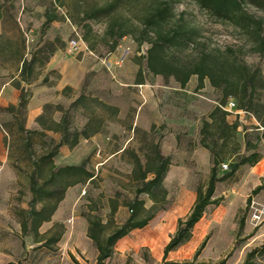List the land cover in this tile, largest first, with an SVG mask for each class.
<instances>
[{
	"label": "rangeland",
	"instance_id": "obj_1",
	"mask_svg": "<svg viewBox=\"0 0 264 264\" xmlns=\"http://www.w3.org/2000/svg\"><path fill=\"white\" fill-rule=\"evenodd\" d=\"M168 1L173 8L174 20L182 18L186 25L193 28L191 47L217 57V64L221 68V71L216 72L217 75H224L232 81V86L225 89L232 90L233 94L224 100L221 107L224 109L226 102L232 99L236 103L235 109H224L227 112L225 123L219 122L217 118L211 119L209 114L222 102L225 83L213 86L206 77L201 87H198L197 76L191 75L187 88L192 92L189 94V99L192 100L184 98L186 107L183 111L175 109L174 105L167 106L158 102L156 122L161 131L135 133L136 136L125 143L124 150L104 165L97 167L92 164L89 159L92 153H88L82 146H76L71 153H68V149L59 151L58 147L52 158L55 166L63 162L79 163L87 156L88 167L95 173L97 170V175L93 183L80 186L79 194L66 214H62L58 220L51 217L49 221L43 222L38 228L39 235H35L31 231L23 234L20 226L32 197L28 177L33 161L52 151L54 144L65 132L62 126L57 131L47 127L54 126V120L65 113L67 139L70 142L74 134L86 124H90L92 128H105L108 122H117V113L112 114L110 109L95 102L85 101L82 106L72 105L75 94L71 88L65 89L68 86L61 89V96L55 97V103L43 105L42 113L29 124L25 110L18 115L14 106L1 108L0 126L6 131L4 143L9 164L16 175L11 183L8 182L6 189L0 192L1 199L9 204L0 207V264H97L96 248L81 231V224L75 223V215H81L85 221L87 216L96 215L106 222L111 205L115 204L120 209L119 213L115 212L113 215L115 224L125 218L129 214L126 204L133 199L135 188L140 183L136 177L141 169L138 168L136 159L142 168L148 170L156 164L157 151L168 157L169 164L162 182L165 194H159L161 202L157 206H169L182 196L187 201L189 191H195L199 187L204 190L206 186L212 154L202 146V139L218 155V176L229 172L231 161L237 160L241 154L250 153L252 145L258 147L260 154L264 153V8L250 2L244 3V10L255 22L242 25L216 21L193 0ZM152 2L154 0H8L7 6L11 7L16 24L7 19V15L2 23L9 31L10 40L16 39L15 26L23 31L26 58L35 53L38 58L44 59L52 53L41 66L39 59L37 60L34 82L48 85L58 82L61 77L58 70L47 68V62L56 53L58 62L69 72L71 81L81 80L77 93L83 92L88 97L101 98V102H107L109 104H105L112 107L115 106L110 105L111 101L120 104L116 95L122 93L130 98L133 106L142 95L141 85H136L135 82L147 70L144 56L149 45H138L133 35H125L118 40L119 47L109 51L114 37L108 34L107 26L114 19L117 26L122 24L123 28L139 34L143 13ZM111 3L115 5L109 15L97 11ZM45 11L57 16V19L46 26L43 25ZM91 12H98L97 17L85 18ZM30 29L32 32H29ZM77 35L81 38L79 49L68 53L67 43ZM85 36L88 41L82 39ZM125 48L128 50L125 51ZM122 54L124 61L118 66H112ZM0 56L14 57L13 48L8 53L0 52ZM173 58L184 60L187 56L179 53ZM246 79H252V85L243 94L240 87ZM162 80L168 86L164 90H171L176 86L173 77H163ZM23 85L31 95L30 87ZM163 88H156L159 97ZM241 104L244 107H239ZM195 106L201 107L199 134L197 128L191 129L190 136L185 135L186 133L183 136L177 135L178 131L181 134L180 129L186 130L188 122L197 114ZM211 107L213 109L209 112ZM188 108L190 111H187ZM131 119L132 110L128 109L123 121L128 123ZM178 119H181L180 129L175 125ZM205 120L209 122L206 126ZM20 124L30 132L21 130ZM231 124H235L236 129ZM169 132L176 135V143L163 138ZM117 140L116 133L109 134V142L114 143V149L118 147ZM200 146L201 154L195 150ZM186 150L194 152L187 156ZM222 163L227 164L226 169L222 168ZM250 167L249 163H244L232 175L217 181L213 197L218 202L207 206L202 221L193 229L192 237L170 253L164 262L243 264L246 258L249 264H264V250L260 249L264 244V224L254 227L249 214L252 200L259 203L264 201V178L256 177ZM47 174L45 166L42 175ZM41 183L42 179L38 181L39 185ZM46 188L57 189L52 184H48ZM82 190L85 191L84 194ZM39 207L40 204H37V208ZM60 229V238L57 241L50 240ZM110 229L111 226L107 232ZM203 229H207V235L201 239ZM136 239L131 235L121 239L105 264L163 262L161 257H153L148 247H135ZM155 244L160 246L161 242L156 240ZM254 249L256 250L253 251ZM250 252L252 254L247 256Z\"/></svg>",
	"mask_w": 264,
	"mask_h": 264
},
{
	"label": "trees",
	"instance_id": "obj_2",
	"mask_svg": "<svg viewBox=\"0 0 264 264\" xmlns=\"http://www.w3.org/2000/svg\"><path fill=\"white\" fill-rule=\"evenodd\" d=\"M202 10L214 18L218 22L230 21L235 24L251 25L255 21L244 10V3H253L256 6L264 8V0H193ZM8 0H2L0 2V18L11 20L16 24V20L11 12V7L7 6ZM114 3L108 4L98 8V12L109 15L114 9ZM98 12H91L85 16V18H95ZM45 20L43 25L46 26L53 20L57 19L56 15H50L48 11H45ZM114 20V19H113ZM111 20L107 26V32L110 36L114 37L113 43L109 46V51L114 50L118 46V40L125 35H133L134 40L138 45L147 43L149 46L146 49L145 67L152 74L162 75L164 78L173 77V79L181 86L184 87L191 75H196L198 80V87H201L204 78H208L211 85L219 86L220 83H225L223 87V99L222 102L209 114V117L214 120L218 119L219 122L225 123L224 117L227 112L222 109L224 100L231 94L232 90L225 89L232 86V81L224 75H217V71H221L217 64V57L213 56L209 52H204L192 48L194 38V30L183 22L182 18L174 20V12L171 3L168 0H154L151 5L143 13L141 24L142 28L139 34L133 32L131 29L123 28L122 24L117 26L115 20ZM244 22V23H242ZM121 25V26H120ZM17 29V36L15 40L4 39L0 34V52H9L13 48L14 57L21 59V67L19 71V79L14 81V85L19 88V99L17 106L15 107L16 114L20 115L24 111L27 101L30 97V92L21 83L28 84L33 81L36 76L34 71L39 59L40 65L44 64L50 55H46V58H38L35 53H32L29 58L24 56L25 54V38L23 32L19 26H15ZM88 41L87 37L82 38ZM51 51V50H49ZM195 51V52H194ZM50 53V52H49ZM185 53L187 58L184 60L174 59L175 54ZM252 85V79H246L241 84V91L246 93L248 86ZM65 89H70L66 87ZM85 101L95 102V104L102 106L103 108L110 109L112 114L117 113V108L109 106L104 102H101L95 97H88L83 92H80L73 101L72 105H84ZM48 106V105H46ZM12 107V106H11ZM239 107H244L241 104ZM248 112V110H245ZM65 114V113H64ZM62 115L59 122H53L54 126H49L47 129L60 130V126L64 134L61 139L54 144V149L48 152L46 155L41 156L39 159L33 161V168L29 175V185L31 192V199L29 201V208L25 213V216L20 221V226L23 234L31 231L35 235H39L38 228L43 222H47L51 219L54 211L57 208L59 201L63 198L64 192L67 187L77 183H85L92 177V172L86 167L85 162L79 164L55 166L52 162V158L55 155L58 147L61 144L67 143L73 146L77 142L78 135L88 137L96 132L99 127H90V124H86L80 131L74 134V137L70 142L67 139L68 130L66 116ZM220 114L222 117L220 118ZM207 120L204 121V125H208ZM232 128L236 129L235 124H231ZM204 128V127H203ZM20 129L26 132H30L24 128L23 124H20ZM202 146L208 148L212 154V166L210 168L208 181L204 190L200 187L196 189V199L184 218H179L177 222V228L175 232L170 236L169 241L166 243L163 250V262L159 264H193L188 261L183 262H164L166 255L169 251L176 249L183 243L189 240L192 234V229L197 221L203 216L206 208L210 204L217 203V198L213 197L215 186L217 181L224 176L232 175L240 165L249 163L255 164L261 157L256 145H252V151L248 154H241V156L230 163V170L224 176L217 175V166L219 164V158L214 153L212 148L201 140ZM138 168L141 169L137 180L140 182L135 188V195L133 199L126 205L129 209V215L126 220L121 224H115L113 215L116 211V205H111L109 217L105 223L101 218L96 215L87 216L88 228L87 236L92 239L96 249V263L105 264V260L109 258L114 249L116 241L126 235L134 228H141L147 224V222L155 215V213L163 206H157L161 202L159 194H165V189L162 186V182L169 164L167 156L157 151L156 164L151 169L142 168L139 160L136 159ZM47 166L48 174L42 175L43 167ZM152 174V177L148 178L147 174ZM42 179V183L39 185L38 181ZM48 184L54 185L57 189L46 188ZM260 187V186H259ZM157 189H159L157 191ZM147 194L148 197L154 202V204L146 208L144 202L139 198L141 194ZM37 204L40 207L37 208ZM109 226L111 229L107 232ZM62 230L60 229L55 236L50 238L52 241H57L60 238ZM264 250V244L260 247ZM254 249L253 251H255ZM252 251V252H253ZM198 252V251H197ZM196 252V253H197ZM250 252L247 256L252 254ZM204 264V263H196ZM215 264H223L218 262ZM243 264H249L245 258Z\"/></svg>",
	"mask_w": 264,
	"mask_h": 264
},
{
	"label": "crops",
	"instance_id": "obj_3",
	"mask_svg": "<svg viewBox=\"0 0 264 264\" xmlns=\"http://www.w3.org/2000/svg\"><path fill=\"white\" fill-rule=\"evenodd\" d=\"M42 13H44V11ZM43 17L45 18V15H43ZM2 22L3 20L0 18V34L2 35L4 39H8L10 37L9 31H7L4 28ZM15 30L17 32V29ZM29 32H32V30L30 29ZM26 55L27 54L25 53L24 56L27 57ZM8 58H11V59H8ZM21 63H22L21 59H18V58L16 59L15 57H9V56H0V117H1V108H5L7 106H14V107L17 106L20 91H19V88H17L14 85V80L17 78L19 79L18 75H19ZM61 65L62 64L58 62V59L56 58V53L52 55L49 61L47 62L48 69H57L61 75L57 83L48 85L46 83H40V82L36 83L33 80L30 83L25 84V86L30 87V91H31V95L24 109L28 124L33 122L34 119L42 113L43 105H48L49 103L54 102L56 96L57 97L61 96L62 88H65L66 86H68L69 88L73 90L75 94V96L73 95L74 96L73 100H75V98L80 93V92L77 93L76 90L78 89L81 83V80H77L75 82L71 81L72 78L69 77V72L65 71L63 65L62 66ZM145 71L146 72H143L142 75H139L138 80L135 82L136 85H141L140 92L142 93L141 97L139 96V98H137V101H136L137 103H133V106H132L130 104L131 102L130 98H128L126 94H122V93L116 95L118 99L120 100V104L114 101L110 102V105H113L117 107L118 109L117 116L115 119L117 122H108L105 128L103 127L99 128L96 132H94L88 137H84L81 135L77 139L76 144L70 148L68 146V142L63 143L60 145L59 151L68 149L67 150L68 153H71L72 151H74L76 146L78 145L82 146L83 148H85L86 151H89L88 153H92L91 157H89V159L92 161V164H96L97 167L102 166L104 165L106 161H109L112 157L122 152L124 150L125 143L133 139V137L136 136L135 133H156L158 131H161V128H159V125H157V122H156L157 113H158V109H157L158 102L163 103V105L165 104L167 106L174 105L173 107L175 109L183 111V109L186 107V105H184L183 103L184 100L185 99L192 100V99H189L190 98L189 94L192 92L187 88L188 82L190 81V77L184 87H181L174 80L176 86H173L171 89L172 91H171V90H164L168 86H166L163 83V80H162L163 77L161 75L152 74L151 72L147 70ZM23 84L24 83H21V85ZM157 86L164 87L163 92H161L162 95L160 97L157 95V89H156ZM57 91L58 93H56ZM98 99L101 100V98H98ZM213 107H211L209 112L213 109ZM58 109L61 110L60 107H58ZM128 109L132 110V119L130 122L125 123L123 119ZM195 109L197 111V114L196 115L194 114V116L192 117L193 120L188 122L185 131L183 129H180L181 123L179 122L181 121V119L177 120L178 123H176L175 125L178 127V129L181 130L180 132L181 134H179V131L176 132L177 135L183 136V133H186L185 135L190 136L191 129L196 130L197 128H198V134H199V129L201 128L200 126L201 125V107L195 106L194 110ZM5 111L9 112L8 110H5ZM187 111H190V108H188ZM191 113H193V111ZM60 118L61 117H59L58 120L55 119L54 121L59 122ZM112 132L117 134V139H118L117 140L118 147L115 149L113 145L114 143L109 142V134ZM5 134H6V131L0 126V192H3V190L6 189L8 182L11 183V180L14 179L16 175L13 168L9 164V156H8L7 149L4 143ZM175 137L176 135L173 134V132H169L163 136L165 140L170 139L172 140V142L173 141L175 142ZM195 150L201 154V151H202L201 146ZM191 152L193 153L194 150L193 151L186 150V155L189 156ZM83 158L82 160L87 165L86 166L87 169L92 172V177L89 178L85 183H77V184H74L66 188L63 198L59 201L57 208L52 215V219L58 220L62 214H66L67 211H69L71 205L73 204V200H75V198L79 194L80 186L84 184L93 183L92 181L96 178L97 170H96V173L93 172L88 167L87 156H84ZM82 160L79 163L83 162ZM79 163L77 161H74V162H66V163L63 162L57 165L62 166V165H71V164H79ZM250 170L256 177L264 178V153L261 154L260 159L255 164L251 165ZM147 177L148 178L152 177V174L150 173L147 174ZM141 195H144V196L141 197ZM141 195H139V198L143 200L144 206L146 208H149L154 204V202L148 197L147 194L143 193ZM1 198L2 197H0V203H1L0 207L8 206L9 204L7 203V201ZM195 199H196V189L195 191L193 190L189 191V197L187 201L182 196L174 204H171L169 206H166V205L163 206L161 209H159L155 213V215L147 222L145 226L141 228H134L131 231H129L126 235L119 238L114 244L113 253L118 243H120V240L121 239L124 240L125 238L131 235V236L137 237V239L134 241L135 247L137 248L148 247L153 257H155L156 259L161 257L163 259L164 247L166 243L169 241L170 236L175 232L177 228L178 219L184 218L189 213ZM115 212L119 213L120 209L116 208ZM128 215L129 214H127L125 218L121 219V221L118 224L123 223L128 217ZM203 217H204V214L199 219V221L195 223L193 229L196 227V225H198L200 220L202 221ZM83 219L84 218L81 215L80 216L75 215L74 220H75V223L81 224V231L83 230V233L87 235L88 222L87 220L85 221ZM102 222L105 223L103 220ZM247 226L251 227L249 224ZM193 229H192V233H193ZM80 233L82 234V232ZM206 235H207V229H203L201 231V239L202 238L204 239ZM90 240L92 241V239ZM156 240L161 242L160 246H156L155 244ZM176 249L169 251L164 260H167V256L173 251H175ZM96 252H97V249H96Z\"/></svg>",
	"mask_w": 264,
	"mask_h": 264
},
{
	"label": "built area",
	"instance_id": "obj_4",
	"mask_svg": "<svg viewBox=\"0 0 264 264\" xmlns=\"http://www.w3.org/2000/svg\"><path fill=\"white\" fill-rule=\"evenodd\" d=\"M80 42H81V38L78 35L69 39L67 43V52L73 53L75 51H78ZM117 47H119V45ZM127 50L128 48H125V51ZM123 61H124V55L122 54L113 62L112 66H118ZM107 64L111 65L109 62ZM235 107H236V103L234 102V100L229 99L226 102L224 109L233 110L235 109ZM221 166L224 169L227 168V164L225 163H222ZM84 193L85 191L82 190V194ZM249 214H250V222L254 227L264 224V201L259 203L255 200H252L249 205Z\"/></svg>",
	"mask_w": 264,
	"mask_h": 264
}]
</instances>
